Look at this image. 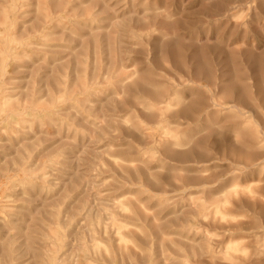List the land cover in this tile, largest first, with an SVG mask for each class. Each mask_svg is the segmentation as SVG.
I'll return each instance as SVG.
<instances>
[{
	"label": "rangeland",
	"instance_id": "obj_1",
	"mask_svg": "<svg viewBox=\"0 0 264 264\" xmlns=\"http://www.w3.org/2000/svg\"><path fill=\"white\" fill-rule=\"evenodd\" d=\"M0 264H264V0H0Z\"/></svg>",
	"mask_w": 264,
	"mask_h": 264
},
{
	"label": "bare ground",
	"instance_id": "obj_2",
	"mask_svg": "<svg viewBox=\"0 0 264 264\" xmlns=\"http://www.w3.org/2000/svg\"><path fill=\"white\" fill-rule=\"evenodd\" d=\"M235 109H236V108H235ZM208 114H209V113H208ZM249 136H250V135H249ZM254 141H255V140H254ZM254 141H253V142H254ZM217 142H218V141H217ZM196 155H197V154H196ZM261 207H262V206H260V208H261ZM201 259H202V258H201ZM193 261H194V260H193ZM198 263H199V262H198Z\"/></svg>",
	"mask_w": 264,
	"mask_h": 264
}]
</instances>
